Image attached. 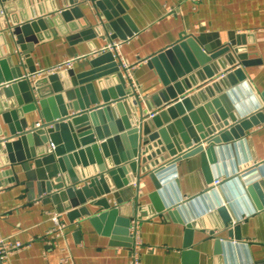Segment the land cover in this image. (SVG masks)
Returning <instances> with one entry per match:
<instances>
[{"label":"crops","instance_id":"obj_1","mask_svg":"<svg viewBox=\"0 0 264 264\" xmlns=\"http://www.w3.org/2000/svg\"><path fill=\"white\" fill-rule=\"evenodd\" d=\"M123 2L127 20L119 23L116 30L105 31L103 26L108 22L94 5V0H0V106L8 107V113L15 112V115L4 114L5 117L0 114L2 130L9 131L10 136L16 125L21 127L26 122L28 129L37 122H43L47 113L50 117L55 116L62 106L58 99L50 100L47 108L38 103L42 98L59 93L63 95L62 102L67 101V90L76 89L72 86L60 90L64 81L66 84L70 82L69 69L79 77L77 89L86 86V96L89 97V84L93 85L98 103L102 104L109 91L117 86L114 81L105 80L111 75L113 66L117 65L124 73L119 56L133 67V87L138 90L141 86L142 94L151 96L164 90L165 85L158 70L148 65V59L166 47L187 37L194 38L202 47L228 44L232 39L239 43L242 41L249 59L257 60L249 67H243L247 86L242 87V82L233 83L221 92L214 89L212 97L205 92L207 100L198 98L201 103L193 111L202 108L197 112L201 123L205 124V119L215 126L219 121L231 120L252 103H258L253 109L258 123H249L250 127L245 129L242 123L234 121L216 132L221 136L215 142L216 146H230L224 150L225 153L221 151L218 159L225 173L216 176L201 150L167 162L164 166L167 172L161 184L165 199L183 204L205 190L214 189L213 180L221 177L225 180L221 185H225L231 195L228 201L235 203V208L233 210L224 204L210 214L189 218L186 211L178 216L176 205H173L163 212L139 218L143 240L139 264H264V173L261 174L259 167L264 164V0ZM21 27L38 37L33 50L26 55L20 52L13 35L15 28ZM112 41H121L120 54L113 49H104ZM75 57L78 59L71 66L53 71L47 69ZM235 66L222 69L214 77L200 81L198 86L191 85L184 94L198 93ZM41 70L42 73L37 72ZM28 74L32 75L29 79ZM52 74H58L54 81L47 78ZM25 79L32 87L31 92L28 88L15 92L13 87H18L16 83L21 85ZM36 82L38 85L34 87ZM230 91L234 93L226 100L213 103L219 95ZM31 94L33 98L28 100ZM18 98L22 99V104ZM171 101L157 107V110L165 109ZM206 104L210 106L206 107ZM72 112L74 110L69 111ZM17 141L18 138L14 137L10 142ZM203 146H207L204 140ZM38 148L36 140L35 149ZM11 149L8 156L21 158L30 151V146L21 141ZM28 164L33 171L32 176L40 174L33 158ZM243 167H248L247 171L259 170V176L249 185L244 183L240 174ZM8 168H13L14 174L19 176L13 183L0 187V232L24 243L12 255V264H131L130 247L116 244L123 242L121 234L117 233V237L112 238L104 230L109 225L111 232L117 226L125 229L126 224L118 219L116 223L112 219V224H109L110 219L102 217L99 229L92 221L103 210V206L96 204L97 198L67 209L64 205L70 197L54 199L53 195L61 190L43 192L39 187L40 178L32 179L30 188L26 186L29 179L22 162L1 169ZM235 170L237 173L231 177ZM236 178L239 183L235 182ZM240 185L245 191L238 193ZM108 186L113 187L112 184ZM153 190L151 178L143 174L139 182L112 188L104 196L112 207L118 206V215L134 218L133 200L140 193L139 204H148ZM82 207L86 211L72 220L75 218L73 214ZM52 211L61 212L67 224L63 237L50 239L47 234L51 225L48 213ZM233 211H238L240 219L237 221ZM187 244L197 255H182ZM66 253L70 259L62 262Z\"/></svg>","mask_w":264,"mask_h":264},{"label":"water","instance_id":"obj_2","mask_svg":"<svg viewBox=\"0 0 264 264\" xmlns=\"http://www.w3.org/2000/svg\"><path fill=\"white\" fill-rule=\"evenodd\" d=\"M94 5L108 22L103 26L105 31L116 30L118 24H123L128 18L123 0H94ZM25 27L15 28L13 31L15 43L23 55L33 50L38 39L31 35L32 31L28 30L30 31L28 33ZM241 43L242 41L239 43L236 39H232L228 44L215 43L214 46L202 47L194 38L187 37L166 47L164 51L148 59V65L158 70L162 83L165 85L164 90L151 96L143 95L141 86L138 90L133 87L132 80L125 77L120 68L115 65L111 69V75L105 80L114 81L117 86L109 91L110 94L102 104L98 103L93 85L89 84L91 87L89 97L86 96V86H80L77 89L79 77L77 78L74 71L69 69L67 73L70 76V82L66 84L64 81L60 90L70 89L72 86L76 89L67 90V101L62 102L63 95L59 93L42 98L38 103L47 108L46 105L50 100L58 99L62 106L55 112V116L50 117L47 113L41 125L33 124L28 129L26 122L21 127L16 125V130H12L10 136L9 131H3L0 125V187L13 183L19 176L14 174L13 168H1L22 162V167L29 179L25 183L26 186L30 188L31 180L40 178L39 187L43 192L51 191V189L61 190L53 195L54 199L70 197V201L64 205L67 209L97 198L95 202L103 206V210L99 215L94 216L92 221L97 223L99 229L102 227L100 220L102 217L110 219L109 224H112V219L114 222L118 219L119 222L126 224L125 229L117 226L111 232L109 225L107 229L104 227V230L112 238L120 233L124 240L116 244L121 243L128 247L131 246L129 226L132 218L118 215V206L112 207L104 195L111 192L112 188L129 182H139L143 174L151 178L155 190L149 194L150 203L139 204L138 197L142 195L140 193L131 203L134 215L140 218L163 212L173 205H176L178 216L182 214V211H186L189 218L210 214L224 204H228L234 210L235 203H229L231 195L225 185L219 184V188L205 190L183 204L178 202L177 205L171 199H165L161 184L163 175L167 172L164 167L167 162L176 161L186 153L201 150L207 161L211 163L216 176L225 173L226 170L222 168V164H219L218 159L221 151L225 153L224 150H228L230 146H219V144L216 146L215 142H218L221 137L216 132L234 121L242 123L245 129L250 127L249 123H258L253 111L258 103H252L245 110L235 114L231 120L216 121L215 126L210 125L205 119L203 120L205 124L201 123L197 112H200L202 108L197 112L193 111L200 105V99L207 100L205 92L212 97L214 89L221 92L233 83L242 82V87L247 86V75L243 67H249L257 60L249 59L247 48ZM238 61L239 64H237ZM233 65L236 66L226 74L218 76L215 81H212V85L205 86L196 94H184L192 87L191 85L198 86L200 81L214 77L222 69H228ZM47 78L54 81L58 78V74L49 75ZM20 84L16 83L18 87H13L15 92L18 93V90H22L21 88H28L31 92L32 87L26 79ZM37 85L36 82L34 87ZM231 93L234 92L219 95L213 103L217 104L220 100H226ZM82 96H84L83 99ZM32 98L31 94L28 100ZM170 99L172 101L165 109L157 110V107ZM18 100L22 104V99L18 98ZM209 106L206 104V107ZM7 109L8 107L0 106V114H3V117H5L4 114L15 115L14 110L8 113ZM70 110L74 112L69 113ZM14 137L18 138V141L10 142ZM36 140L39 144L38 149H35ZM203 140L207 142L206 147L203 146ZM21 141L30 146V151L26 152L25 157L8 156L7 154L12 152V146H16ZM50 141L55 145L51 151H49ZM32 158L39 175L32 176L33 171L28 164L29 159ZM259 167L263 174L264 164ZM242 169L243 172L240 174L247 185L259 176L257 168L252 171H247L248 167ZM236 173L237 171L231 177ZM47 180L49 182L46 185ZM175 181L178 184L177 178ZM236 181L239 183L238 178L235 179ZM111 184L112 188L108 186ZM244 191V186L240 185L238 193ZM85 211L86 208L82 207L79 212L73 214L75 218L72 220L81 217ZM233 212L236 221L240 219L238 211ZM187 254L197 255V252L187 244L182 250V255L187 256Z\"/></svg>","mask_w":264,"mask_h":264},{"label":"built area","instance_id":"obj_3","mask_svg":"<svg viewBox=\"0 0 264 264\" xmlns=\"http://www.w3.org/2000/svg\"><path fill=\"white\" fill-rule=\"evenodd\" d=\"M197 1V0H193ZM121 44V41H112V43H109L104 49L106 50H115L117 54H120L119 46ZM84 56V55H81ZM78 55V57H81ZM78 57L75 58H70L65 61H63L61 64L55 65L48 67L47 69L50 71L61 69L62 67H68L71 66L72 63L78 59ZM120 66L124 70V76L131 78L132 84H133V76H132V65H129L127 61L123 58L120 57ZM38 73H42L43 70L37 71ZM36 72V73H37ZM32 75H35L32 74ZM31 74H28V79L31 78ZM42 122H37L35 125L39 126L41 125ZM54 143L50 141L49 143V148L52 150L54 148ZM224 178H216L213 180L212 185L213 188L216 189L219 187V184L224 182ZM137 183V182H134ZM48 218L50 220V227L48 228L47 234L51 238H59L63 237L65 235V229L67 227L66 222L62 219V213L59 211H52L48 213ZM139 216L136 215L134 218L131 219V223L129 226V236L131 239V246H130V256L132 257L131 264H139L140 263V251L143 247V240L141 239L140 236V227H139ZM51 242V241H50ZM24 246V243L19 241L18 239H13L11 236L3 235L0 232V264H12L11 257L14 254L16 250H19ZM69 254H65L62 257V262L68 261L70 258Z\"/></svg>","mask_w":264,"mask_h":264},{"label":"rangeland","instance_id":"obj_4","mask_svg":"<svg viewBox=\"0 0 264 264\" xmlns=\"http://www.w3.org/2000/svg\"><path fill=\"white\" fill-rule=\"evenodd\" d=\"M126 77V76H125ZM131 79V78H130Z\"/></svg>","mask_w":264,"mask_h":264}]
</instances>
